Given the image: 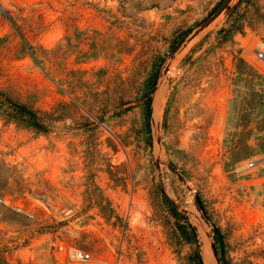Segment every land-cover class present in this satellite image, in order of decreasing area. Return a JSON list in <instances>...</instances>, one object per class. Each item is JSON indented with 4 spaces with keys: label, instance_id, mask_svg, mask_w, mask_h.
Returning a JSON list of instances; mask_svg holds the SVG:
<instances>
[{
    "label": "rangeland",
    "instance_id": "obj_1",
    "mask_svg": "<svg viewBox=\"0 0 264 264\" xmlns=\"http://www.w3.org/2000/svg\"><path fill=\"white\" fill-rule=\"evenodd\" d=\"M222 2L0 0L4 261L264 264V0Z\"/></svg>",
    "mask_w": 264,
    "mask_h": 264
},
{
    "label": "trees",
    "instance_id": "obj_2",
    "mask_svg": "<svg viewBox=\"0 0 264 264\" xmlns=\"http://www.w3.org/2000/svg\"><path fill=\"white\" fill-rule=\"evenodd\" d=\"M147 118L149 119L150 116V106H151V101L148 100L147 101ZM8 106L11 107V110L16 112L17 114H19L21 117L28 119V121L31 123V125L35 128H41V126H39L38 124V120L37 117L35 115L34 112L27 110L25 107L13 103V102H8ZM149 126V122L148 125ZM176 212L174 211V214ZM187 221V218H184ZM182 232L184 234V236H187V227H183L182 228ZM192 233L194 234V236H196V232L195 229H192ZM214 238H215V246L216 249L219 250L221 252V255L219 257L218 255V261L220 264H227L226 260L224 258V248H225V242H224V237L221 234V231L218 228H214ZM196 259H197V263L198 264H204L202 257L200 255L199 252H197L196 254ZM0 264H9L8 262L4 261L1 257H0Z\"/></svg>",
    "mask_w": 264,
    "mask_h": 264
},
{
    "label": "built area",
    "instance_id": "obj_3",
    "mask_svg": "<svg viewBox=\"0 0 264 264\" xmlns=\"http://www.w3.org/2000/svg\"><path fill=\"white\" fill-rule=\"evenodd\" d=\"M257 58L264 62V53L258 52ZM63 249V247H61ZM71 257L76 261L80 263H89L92 260V254L83 250H73L70 253Z\"/></svg>",
    "mask_w": 264,
    "mask_h": 264
},
{
    "label": "water",
    "instance_id": "obj_4",
    "mask_svg": "<svg viewBox=\"0 0 264 264\" xmlns=\"http://www.w3.org/2000/svg\"><path fill=\"white\" fill-rule=\"evenodd\" d=\"M231 1L232 0H223V2L218 7V9L215 12V14L209 19L208 22L215 20L227 8V6L231 3ZM162 193L165 194L163 191H162ZM196 202H197L198 207L202 211H204V206H203V204H202V202H201V200H200V198L198 196L196 197ZM212 248H213V251H214L215 256L217 257V249H216L215 244L212 245Z\"/></svg>",
    "mask_w": 264,
    "mask_h": 264
},
{
    "label": "bare ground",
    "instance_id": "obj_5",
    "mask_svg": "<svg viewBox=\"0 0 264 264\" xmlns=\"http://www.w3.org/2000/svg\"><path fill=\"white\" fill-rule=\"evenodd\" d=\"M204 257H205V264H217L216 259L214 258L213 255H211L210 252L205 251Z\"/></svg>",
    "mask_w": 264,
    "mask_h": 264
}]
</instances>
